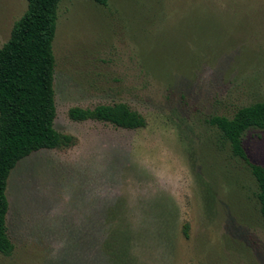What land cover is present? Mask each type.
I'll list each match as a JSON object with an SVG mask.
<instances>
[{
    "label": "rangeland",
    "instance_id": "1",
    "mask_svg": "<svg viewBox=\"0 0 264 264\" xmlns=\"http://www.w3.org/2000/svg\"><path fill=\"white\" fill-rule=\"evenodd\" d=\"M27 7L0 0V48ZM53 49L76 142L11 173L0 264H264L257 183L209 124L264 101V0H63ZM115 103L146 126L69 118ZM243 145L264 167V130Z\"/></svg>",
    "mask_w": 264,
    "mask_h": 264
},
{
    "label": "trees",
    "instance_id": "2",
    "mask_svg": "<svg viewBox=\"0 0 264 264\" xmlns=\"http://www.w3.org/2000/svg\"><path fill=\"white\" fill-rule=\"evenodd\" d=\"M62 1L27 0V10L14 24L9 41L0 48V255L5 257L11 256L15 249L7 225L11 173L36 152L70 148L76 142L73 136L55 128L53 46ZM93 1L103 6L108 4V0ZM69 118L74 122L96 121L127 130L146 126L145 118L125 103L73 107ZM209 124L220 133L216 143L219 141L222 148L228 149L230 157L242 162L254 177L264 218V167L249 159L243 145L247 132L264 130V101L240 108L232 118L214 116Z\"/></svg>",
    "mask_w": 264,
    "mask_h": 264
}]
</instances>
